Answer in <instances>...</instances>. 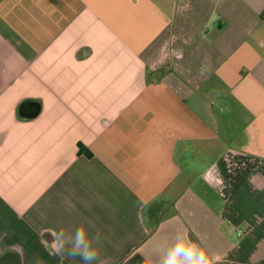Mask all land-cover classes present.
<instances>
[{
    "label": "crops",
    "instance_id": "obj_1",
    "mask_svg": "<svg viewBox=\"0 0 264 264\" xmlns=\"http://www.w3.org/2000/svg\"><path fill=\"white\" fill-rule=\"evenodd\" d=\"M81 225L264 264V0H0V264Z\"/></svg>",
    "mask_w": 264,
    "mask_h": 264
},
{
    "label": "clouds",
    "instance_id": "obj_2",
    "mask_svg": "<svg viewBox=\"0 0 264 264\" xmlns=\"http://www.w3.org/2000/svg\"><path fill=\"white\" fill-rule=\"evenodd\" d=\"M88 224L95 228L91 220H88ZM103 244L104 238L99 229L89 236L88 229L81 225L71 238L65 236L63 229L60 230L55 236L51 254L66 260L78 259L80 264H102L100 255ZM157 251L160 252L159 258H154L150 253L145 264H223L221 255L210 252L204 240L193 241L187 230L178 232L170 243Z\"/></svg>",
    "mask_w": 264,
    "mask_h": 264
},
{
    "label": "built area",
    "instance_id": "obj_3",
    "mask_svg": "<svg viewBox=\"0 0 264 264\" xmlns=\"http://www.w3.org/2000/svg\"><path fill=\"white\" fill-rule=\"evenodd\" d=\"M239 235H242L241 233H239Z\"/></svg>",
    "mask_w": 264,
    "mask_h": 264
}]
</instances>
